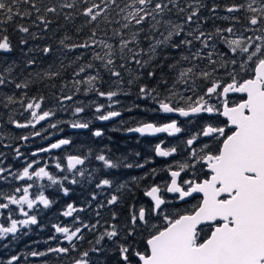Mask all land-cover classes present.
I'll list each match as a JSON object with an SVG mask.
<instances>
[{"label": "snow or ice", "instance_id": "1", "mask_svg": "<svg viewBox=\"0 0 264 264\" xmlns=\"http://www.w3.org/2000/svg\"><path fill=\"white\" fill-rule=\"evenodd\" d=\"M80 0H64L59 5L60 9H75ZM31 5V9L36 13V19L40 21L45 28L48 27V21L43 13H56V6L37 5L36 0H0V52L8 53L12 50V42L7 34L8 29L4 27L12 23L16 17H30L32 10L21 11L20 5ZM83 7L79 14L87 19V24L98 21L103 16L104 21L111 24L112 21L107 15V10L111 6L117 7L116 12L122 21H116L120 27L113 30V36L119 38L118 46L108 43L104 40H97L96 29L93 28L89 40L85 43L68 44L69 37L60 39L59 43L64 48L87 49L90 45L99 44L107 51L103 55L93 51L92 60L100 61L101 66L106 69L111 76L118 78L117 85L123 84L121 72L115 69L116 49L120 53L119 67L125 69L129 63H134L141 69L152 68L146 72V76L154 79L156 76V66L153 61L160 55L158 49L173 48L179 49L181 46H187L190 55L181 54L180 58L174 63L167 64L170 71L175 72V76L169 85L168 79L161 76L157 82V87H149L147 84H140L138 88V97L141 99H150L156 105L147 111L163 114H176L178 117L192 118L202 113L217 114L226 118V122H207L196 133L191 134L186 140L171 147H162L164 141L154 146L155 155L158 157H169L180 150L182 144L186 151V159L176 162L174 165L166 167L169 180L163 184H151L144 190V196L150 198L151 203L147 206L142 205L138 210L133 207L125 226L122 242L117 243L114 238H119L121 230L112 224L110 229L105 230L96 239L99 245L105 237L112 241L115 252L118 256L116 264H264V27L256 29L261 34L255 37H245L235 35L232 26L227 28L217 27L213 32H205L200 29L199 24L191 31H188L185 38L175 42L174 37L178 38L185 31V25H190L194 18L198 16L200 9L206 7L203 0H192L191 3L181 7L179 0H126L123 7L117 4V0H83ZM258 5V6H254ZM218 5L213 4L211 9L215 13ZM248 12L252 13L248 17V23L252 26L264 25V0H250L246 5ZM244 4H231L226 6L228 13L237 12L244 9ZM175 10L183 15L179 22L171 19H165ZM64 19H72L71 14L64 16ZM223 19H233L236 17L225 16ZM146 20L151 21L148 28L150 33H155L159 28L166 30L160 33L162 38L154 35H145L148 48L140 47L141 33L144 31L142 25ZM35 23V21H33ZM138 26L135 31L125 38L122 30H127L130 26ZM16 30L21 33H29V28L23 24H17ZM81 29L77 28V32ZM227 33L228 35H225ZM36 38V34H32ZM235 36V38H233ZM217 40L226 46L227 52H216ZM194 41L201 44V49L191 52ZM211 42V44H210ZM21 44L26 41L21 39ZM135 45L136 48L130 47ZM212 47L213 51L203 54V49ZM44 54H49L52 49L45 46L42 49ZM231 53L232 55H228ZM128 54H131L128 56ZM139 57H145L141 59ZM215 57V58H214ZM80 57H77V60ZM168 56L165 54L160 67L163 68L164 61ZM206 60L207 64L201 68L199 64H192L188 67H181V62ZM27 65H33L34 60L28 59ZM71 66V65H69ZM14 64L8 65L0 71V86L13 81L5 79V73L11 75ZM51 67V66H50ZM63 68V64H61ZM94 64L89 62L87 65L80 66L78 71L73 73L74 77H79L86 69H92ZM128 85H132L145 75L144 72L133 74L132 69L128 68ZM36 79H53L60 75L59 71L36 72L32 74ZM102 78L97 75H87L84 79H74L75 91L80 92V85H86L84 93L95 92L99 97H106L110 101L107 106L110 110L100 114L105 108L104 104H97L95 111L96 119L108 121L121 115L120 111L111 110L112 105L118 101L114 99L118 95L117 90L102 91L97 86V81ZM197 81L203 83L197 84ZM163 85L165 92L159 91V86ZM178 85H184V92L177 91ZM15 87L27 88L28 83H15ZM191 92V95H186ZM230 93H242L244 97L239 102L229 103L228 95ZM215 97L218 103H212ZM72 95H61L58 100L63 108L64 101H71ZM44 97L39 99L33 97L26 105V110L31 112V119L27 123H19L11 120L17 128H27L29 125L35 126L40 121H45L53 117L55 113L51 110L37 111L41 109V102ZM8 103H13V97H7ZM7 107V104L5 105ZM139 107V105H134ZM84 107L74 108V114L84 111ZM132 109L129 108L128 111ZM122 123H124L122 121ZM74 129H86L89 127L87 122H71L69 125ZM51 128H56L57 124H51ZM128 132L139 133L143 135H155L157 133H167L169 136L183 133L184 128L178 119L168 117L167 122L158 123L150 121L138 122L135 127L126 129ZM32 135L40 136V132H33ZM96 137L102 136L103 132L99 129L93 132ZM200 137L208 138L212 144L203 143L199 148L196 144L200 143ZM27 140V136L20 137ZM70 139H59L51 143L48 147L39 148L37 152H49L52 149H60L64 145H69ZM37 152H33L35 156ZM22 154L19 148L15 150V156ZM139 155V153H137ZM3 153H0V157ZM85 158L78 155H67V171L72 173V179L68 176L61 178L55 177L47 170V166L36 167L39 161L33 160L26 163V166L19 172H11L9 169L0 167V173H7L12 179L23 181L25 178L31 181L47 178L52 185H59L65 195L69 189L64 187L62 181H68L71 184L78 183L76 176L85 177L84 170L74 171L78 165L85 163ZM101 161L104 168L111 169L119 166L118 162H113L103 153L95 157ZM147 162V161H146ZM3 160L0 159V164ZM125 167L143 168L144 164H125ZM57 169L63 170L60 162L55 164ZM32 170V171H30ZM191 171L192 175L188 179L182 177V173L187 174ZM156 169H151L150 173H145L144 177H133V182L143 180L149 175H155ZM7 176H0V180H6ZM89 181L94 179L91 172L87 173ZM113 181L109 178H100L96 183L97 189L110 188ZM33 184L29 183L23 187H17L12 194L0 192V198L4 203H0V209H9V205L19 206V212L25 218L15 219L11 210L8 214V226L0 224V238L9 233L15 234L22 226L36 225L38 223L36 215L29 214L25 210L34 209L37 204L48 208L52 201L41 191L35 198H30V189ZM126 184H121L120 188H126ZM131 191V189H129ZM176 194V198L184 201L185 198L192 197L193 194H201L199 203L190 211L172 212L166 210L170 202L164 198V193ZM16 193H22L17 196ZM92 200L97 199L94 192ZM120 200L116 194H112L107 199L108 205H114ZM103 207V204L100 205ZM83 211V208L77 209L72 203H69L62 215L71 217L74 212ZM2 215V214H0ZM99 215V212H97ZM113 219L116 213L112 214ZM79 220V218H76ZM80 226L74 230L68 226L53 225L56 233L62 234L63 239L69 242V247L57 246L49 248L48 252L68 254L76 248L74 238L82 239L81 228L96 229V224H87L79 221ZM207 229V231H205ZM139 237V239H137ZM55 239V237H50ZM92 251L103 255L107 249L99 247ZM31 256H44L45 252L33 251ZM89 252L80 253L79 258L71 261V264H91L88 259ZM19 257L12 255L7 261H0V264H18ZM103 264V262H101Z\"/></svg>", "mask_w": 264, "mask_h": 264}, {"label": "trees", "instance_id": "2", "mask_svg": "<svg viewBox=\"0 0 264 264\" xmlns=\"http://www.w3.org/2000/svg\"><path fill=\"white\" fill-rule=\"evenodd\" d=\"M64 0H36L38 6L43 8L44 6H56L58 11L56 13H43L46 19L50 21L47 28L36 19V13L31 9V5L21 4V11L32 10L33 14L30 17H16L12 23L4 25L8 29L7 34L10 36L12 42L11 52H0V71L3 68L8 67L10 64H14L15 67L11 75L5 73V79L13 81V83H6L0 86V153L3 156L0 159L3 163L0 167L9 169L11 172H19L22 170L26 163L33 160L39 161L38 164L33 166L32 170L36 167L47 166V170L58 179L63 176H68L69 181L72 179L73 174L67 171L66 156L69 154H76L78 156L86 157L83 165L77 166L74 171L84 170L85 177L76 176L78 183L71 184L68 181H62L64 187L69 189L67 195L61 190L59 185H52L47 178L36 179L35 177L31 181L23 183L18 180L12 179L11 176H7L6 183L0 182V192L5 194L14 193L17 187L25 186L29 183L33 184L30 189V196L34 197L41 191L52 201L48 208H44L43 205L37 204L34 209H26L31 215H36L38 223L36 225L22 226L15 234L9 233L7 236L0 238V261H7L12 255L19 257L18 264H71V261L79 258L80 253L89 252L88 259L91 264H116L118 256L115 252V247L112 241H109L106 237L96 244V239L105 230L110 229L112 224H115L120 230L121 235L119 238H114L117 243L122 242L124 236L125 226L127 224L128 217L131 214L133 207L136 210L142 205H149L151 202L144 196V190L151 184H163L169 180L167 166L174 165L176 162H181L186 159V151L183 145H180V150L169 157H157L154 153V146L156 143L164 141L163 147H171L177 145L182 140H186L191 134L196 133L199 129H192L188 132L177 134L176 137H150L148 135H135L126 134V129L134 127L138 122L151 121L163 123L167 121L168 116L162 113L147 111L156 107V105L150 99H141L138 97V88L140 84H147L149 87H157V82L161 76H165L168 79L169 85L175 76V72L170 71L167 68V64L174 63L178 60L181 54L190 55L187 46H181L179 49L173 48H161L158 49L160 55L153 61L156 66V76L154 79H150L146 76V72L152 70V68L141 69L134 63H129L125 69L119 67L120 63L124 61L120 60V53L118 47L116 49V61L115 69L121 72V79L123 84L117 85L118 78L113 77L110 73L101 66L100 61L92 60V52L96 51L101 55L106 52L99 44L90 45L89 48H76L67 49L60 45V39L65 36L69 37L66 41L68 44L72 43H85L91 36L93 28L96 29L95 39L104 40L108 43H112L114 46H118L119 38L113 36V30L120 27V24L116 21H122L120 16L116 15L119 10L115 6H111L107 10V15L112 21L108 24L104 21V17L101 16L98 21L92 24H87V19L83 15L79 14V10L82 9L83 0L77 3L75 9H60L59 5ZM71 2V0H68ZM99 3V0H96ZM126 0H117V4L123 7ZM192 0H179L181 7L187 3H191ZM250 0H203L206 7L201 8L197 17L194 18L190 25H185V31L180 37L175 38V42L179 43L181 39H191L186 37L185 34L197 27L207 32H213L217 27L227 28L232 26L235 30V35H243L245 37H255L261 34L256 30L264 25L252 26L248 23V17L252 13L247 10V3ZM244 4L245 8L237 12L228 13L226 6L231 4ZM218 5L215 13L209 11L212 5ZM258 6V5H254ZM71 14L72 19L65 20L64 16ZM187 15L185 12L183 15L173 10L170 16H165V19H171L174 22H179ZM236 17L235 20H225L223 17ZM35 21V23H33ZM151 21L146 20L142 25L144 31L141 33L140 47L144 49L148 48V41L144 39L145 35H154L157 38L161 32L166 34V30L161 27L155 33H150L148 25ZM17 24H23L29 28V33H21L16 30ZM138 26L132 25L127 30H122L125 33V38L130 36L132 31H135ZM77 28L81 31L77 32ZM36 34V38H33L32 34ZM225 35H228L225 33ZM235 38V36H233ZM26 41L25 44H21L20 40ZM211 44V42H210ZM45 46H49L52 51L49 54H44L42 49ZM130 47L136 48L135 45ZM201 44L198 41H194L191 48V52H195L197 49H201ZM208 51H213L212 47L203 49V54L206 55ZM216 52H227L226 46L220 43L218 40L215 47ZM168 56L167 61H164L163 68L160 67L161 62L164 59V55ZM131 54H128L130 56ZM228 55H232L228 53ZM77 57L80 59L77 60ZM144 59L145 57H139ZM215 58V57H214ZM32 59L35 61L33 65H27V60ZM89 62L94 64L92 69H86L84 73H81L79 77H74L73 73L78 71L80 66L87 65ZM63 64V68L61 67ZM192 64H199L203 68L206 64V60L181 62V67H188ZM71 65V66H69ZM51 66V67H50ZM128 68L132 69L133 74H139L144 72L145 75L139 80H136L134 84L128 85L129 79ZM45 71H59L60 75L51 80L36 79L32 74L36 72ZM102 78L101 81H97V86L102 91L117 90L118 95L114 97L118 101L117 104L112 105L111 110L120 111L121 115L115 117L106 122H97L95 111L97 104H104L105 108L101 110L100 114H104L110 110L107 106L110 101L106 97H99L95 92L84 93L83 89L86 85H80V92L75 91L74 79H84L87 75H97ZM15 83H28L27 88L15 87ZM203 83L197 81V84ZM184 85H178L177 91L184 92ZM161 93L165 92L164 86H159ZM186 95H191V92H186ZM61 95H72L71 101H64L63 108L58 100ZM12 96L14 102L8 103L7 97ZM41 96L44 100L41 102V109L38 111L51 110L55 113L53 117L47 118L45 121L36 123L33 127L29 125L27 128H17L15 124L11 123V120H15L19 123H27L31 119V112L26 110L27 103L36 97L39 99ZM214 103H217V99L213 97ZM7 104V107L5 105ZM139 105V107H134ZM80 106L84 107V111L79 114H74V108ZM131 108V111L128 109ZM87 122L89 127L86 129L66 131L67 126L71 122ZM122 121L124 123H122ZM224 121V120H223ZM57 124L56 128H51V124ZM199 120H197V123ZM92 129H99L103 132L102 136L96 137L91 132ZM61 131L62 136L71 140V143L65 147L60 148L57 151H50L31 156V153L39 148H43L45 143H42L50 134ZM33 132H40V136L29 138L27 141L22 142L20 137L26 134H32ZM26 150L20 157L15 156L16 148L19 151L22 150V145ZM201 145L196 144L199 148ZM103 153L113 162H118L119 166L116 168L107 169L104 168L101 161L95 159L98 154ZM139 153V155H137ZM26 157V160H22ZM147 161V162H146ZM60 162L63 170L57 169L55 164ZM125 164H144L143 168L137 167H125ZM151 169H156L155 175H149L143 180L133 182V177H144L145 173H150ZM30 170V171H32ZM91 172L94 179L89 181L87 173ZM183 178L188 179L192 173L189 171L187 174H181ZM0 176H3L0 174ZM100 178H109L113 181L110 188L97 189L96 183ZM121 184H126V188H120ZM131 189V191H129ZM97 194V199L92 200V193ZM20 193H16L19 195ZM116 194L120 197V200L114 205H108L107 199ZM164 198L170 202L169 208L166 210L176 211H190L195 207L200 197L192 196L185 201L176 202V195L164 193ZM6 202L0 198V203ZM69 203H72L77 209L83 208V211L74 212L71 217H65L62 215L63 211ZM103 204V207L100 205ZM11 210L13 218H20L21 214L18 211L16 205H9V209H0V224L8 226V214ZM99 212V215H97ZM116 213V218L113 219L112 214ZM79 218L77 220L76 218ZM79 221H83L89 225L99 222L96 229L81 228L82 239L74 242L76 248L74 251H70L68 254L48 252L49 248H55L58 245L63 247H69V242L63 239V235L56 233L53 225L68 226L74 230L75 227L80 226ZM207 231V229H205ZM55 237V239H50ZM139 239V237L137 238ZM107 249V251L101 255L92 251L93 248ZM33 251L45 252L44 256H31ZM15 264V262H14Z\"/></svg>", "mask_w": 264, "mask_h": 264}, {"label": "flooded vegetation", "instance_id": "3", "mask_svg": "<svg viewBox=\"0 0 264 264\" xmlns=\"http://www.w3.org/2000/svg\"><path fill=\"white\" fill-rule=\"evenodd\" d=\"M243 96L242 95H239V94H237V93H230L229 95H228V100H229V103H232V102H238L241 98H242ZM168 117H171V118H173V119H178L180 122H181V127L182 128H184L185 129V132H188L189 130H192V129H194V128H196V129H200L205 123H207V122H217V121H223L224 120V122H226V120L224 119V118H220V117H222V116H219V115H217V114H208V113H202V114H200L199 116H196V117H192V118H181V119H179L178 117H176V116H168ZM219 118H220V120H219ZM197 120H199V123L198 124H196L197 123ZM135 127V126H134ZM67 131V130H66ZM95 131V129H92L91 130V132L93 133ZM58 133L59 134H57V138H59V137H63L62 136V134H61V131H58ZM126 134H127V132H126ZM128 135H131V134H128ZM135 135H139V134H135ZM22 136H27L28 137V139L29 138H32V137H35V136H32V134H26V135H22ZM21 136V137H22ZM32 136V137H31ZM163 136V135H162ZM164 136H166V135H164ZM151 137V136H150ZM157 137H160V136H157ZM166 137H170V136H166ZM174 137H176V136H174ZM27 139V140H28ZM47 139V138H46ZM46 139H44L43 141H42V143H45V145L48 143V142H50L51 140H53L54 138L53 137H51L50 139H48V140H46ZM200 139V145H202L203 143H209V144H212V141H210L208 138H205V137H200L199 138ZM22 142H25V140H22V139H20ZM26 140V141H27ZM158 143V142H157ZM156 143V144H157ZM24 145L25 144H23L22 145V150H21V154L23 155V153H25L26 152V150H25V148H24ZM67 146V145H66ZM65 147V146H64ZM62 148V147H61ZM17 149V148H16ZM59 150V149H58ZM32 154V153H31ZM76 155V154H75ZM32 156V155H31ZM32 157H34V156H32ZM67 157V156H66ZM82 157V156H81ZM22 160H26V157H24ZM80 166V165H79ZM0 174H2L3 176H6L7 175V173H0ZM26 181H29V180H27V178H25L23 181H21V182H23V183H27ZM0 182L1 183H6V182H4L3 180H0ZM23 187V186H22ZM149 200V199H148ZM150 201V200H149ZM151 202V201H150ZM4 203V202H3ZM14 206V205H13ZM25 217L24 216H22V217H20V218H15V219H24ZM7 222L9 223V221L7 220Z\"/></svg>", "mask_w": 264, "mask_h": 264}, {"label": "water", "instance_id": "4", "mask_svg": "<svg viewBox=\"0 0 264 264\" xmlns=\"http://www.w3.org/2000/svg\"><path fill=\"white\" fill-rule=\"evenodd\" d=\"M238 94H241V95H244V94H242V93H238ZM244 98H246V97H244ZM163 114V113H162ZM163 115H165V116H176V117H178L176 114H163ZM179 119H181V118H183V117H178ZM224 118V117H223ZM225 120H226V118H224ZM111 120V119H110ZM97 122H106V121H101V120H99V119H97L96 120ZM70 125V124H69ZM68 125V127H67V131H74V130H80V129H74V128H71L70 126ZM127 132V134H139V133H135V132H128V131H126ZM56 135L57 134H59L58 132L57 133H55ZM161 135H166V136H169L167 133H157V134H155V135H148V136H151V137H157V136H161ZM177 135V134H176ZM32 136H34V135H32ZM31 136V137H32ZM170 137H172V136H170ZM51 138V135H49V137H47V139L46 140H48V139H50ZM59 139H68V138H66V137H59V138H56L55 140H53V141H50V142H48L46 145H44L43 146V148H45V147H48V145L49 144H51V143H55L57 140H59ZM64 146H66V145H64ZM64 146H62V147H64ZM56 150H58V149H52V150H50V151H56ZM43 153V152H42ZM154 153H155V151H154ZM70 155H75V154H70ZM158 157V156H157ZM83 158V157H82ZM79 166V165H78ZM168 194H172V193H168ZM176 195V194H175ZM193 195H199L200 197H201V194H193ZM146 197V196H145ZM147 199H149L150 200V198H148V197H146ZM189 198V197H188ZM188 198H185V200L186 199H188ZM176 201L177 202H180V200H178L177 198H176Z\"/></svg>", "mask_w": 264, "mask_h": 264}, {"label": "rangeland", "instance_id": "5", "mask_svg": "<svg viewBox=\"0 0 264 264\" xmlns=\"http://www.w3.org/2000/svg\"><path fill=\"white\" fill-rule=\"evenodd\" d=\"M217 103H218V101H216ZM212 103H214V101H213V98H212ZM38 111V110H37ZM220 118H223V117H220ZM220 118H219V120H220ZM51 135V137H53V138H55V136L54 135H52V134H50ZM49 137V136H48ZM22 193H20L19 195H21ZM19 195H17V196H19ZM30 198H35V196L34 197H32V196H30ZM17 206V205H16ZM18 207V211H19V206H17ZM24 208H25V210L27 209V206L26 205H24ZM20 213V212H19ZM23 215L21 214V217H22ZM9 224V223H8Z\"/></svg>", "mask_w": 264, "mask_h": 264}, {"label": "bare ground", "instance_id": "6", "mask_svg": "<svg viewBox=\"0 0 264 264\" xmlns=\"http://www.w3.org/2000/svg\"><path fill=\"white\" fill-rule=\"evenodd\" d=\"M34 152H37V150H36V151H34ZM32 153H33V152H32ZM43 153H44V152H43ZM39 154H42V152H37V154H36V155H39ZM31 155H32V154H31ZM36 155H35V156H36ZM32 156H33V155H32ZM35 156H34V157H35Z\"/></svg>", "mask_w": 264, "mask_h": 264}]
</instances>
